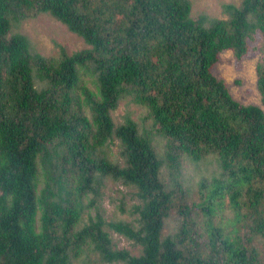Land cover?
Returning <instances> with one entry per match:
<instances>
[{"label": "trees", "instance_id": "16d2710c", "mask_svg": "<svg viewBox=\"0 0 264 264\" xmlns=\"http://www.w3.org/2000/svg\"><path fill=\"white\" fill-rule=\"evenodd\" d=\"M192 7L0 0V264H87L91 254L109 264H264V108L237 100L214 72L223 51L241 61L258 35L264 105V0L224 4L227 18H194ZM41 13L89 47L36 51L17 28ZM127 97L151 128L114 120ZM187 163L211 173L191 185ZM108 179L136 189L133 219L105 220L97 201ZM109 229L140 253L115 247Z\"/></svg>", "mask_w": 264, "mask_h": 264}, {"label": "rangeland", "instance_id": "374dc122", "mask_svg": "<svg viewBox=\"0 0 264 264\" xmlns=\"http://www.w3.org/2000/svg\"><path fill=\"white\" fill-rule=\"evenodd\" d=\"M241 1L192 0V15L194 18H197L201 14H206L211 17L227 18L228 15L224 12L223 5L229 3L239 5ZM17 31L27 35L34 49L46 57H59L62 51L71 54L89 47L81 36L70 31L65 24L53 18L48 13H41L36 17L24 20L17 28ZM260 44L261 39L256 35V38L249 43V54L241 61L237 60L233 50L228 49L223 51L214 66V72L218 77L224 78L227 81L231 93L237 100L245 104H259L264 108L261 93L257 88L256 65L260 57ZM87 79L90 80L88 77ZM89 86L93 88L91 83H89ZM127 115L137 121L142 128H151V121L147 118V110L143 106L134 103L130 97L121 100L117 109L113 112V117L116 122L122 121ZM164 143V138L160 136L156 137V146L160 152L164 150ZM112 151L115 157H118V145H113ZM207 165L206 163L205 165H196L194 163H187L185 165L183 173L191 185H196L194 183L201 176H208L211 173ZM135 190L133 187L111 179L105 181L101 189V197L98 198L97 203L107 222L122 219L128 220L135 217V205L139 202ZM94 213L95 211L93 210L92 214L94 215ZM175 226V219H168L165 233L173 231ZM109 231L115 247L128 249L135 255L140 253L141 246L136 245L133 240L126 238L124 235L112 229H109ZM87 264L109 263L103 262L99 255L91 254ZM110 264L124 263L117 262Z\"/></svg>", "mask_w": 264, "mask_h": 264}]
</instances>
